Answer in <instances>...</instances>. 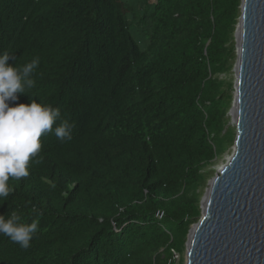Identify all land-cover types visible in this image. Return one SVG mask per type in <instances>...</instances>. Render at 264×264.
I'll return each instance as SVG.
<instances>
[{"label": "trees", "instance_id": "16d2710c", "mask_svg": "<svg viewBox=\"0 0 264 264\" xmlns=\"http://www.w3.org/2000/svg\"><path fill=\"white\" fill-rule=\"evenodd\" d=\"M241 0H0V53L39 58L18 95L59 108L70 140L10 178L0 215L38 219L28 249L0 235V264H174L229 125ZM14 58V59H13ZM31 96V97H30Z\"/></svg>", "mask_w": 264, "mask_h": 264}, {"label": "water", "instance_id": "95a60500", "mask_svg": "<svg viewBox=\"0 0 264 264\" xmlns=\"http://www.w3.org/2000/svg\"><path fill=\"white\" fill-rule=\"evenodd\" d=\"M234 41L233 152L200 201L184 264H264V0H241Z\"/></svg>", "mask_w": 264, "mask_h": 264}, {"label": "clouds", "instance_id": "9594fccd", "mask_svg": "<svg viewBox=\"0 0 264 264\" xmlns=\"http://www.w3.org/2000/svg\"><path fill=\"white\" fill-rule=\"evenodd\" d=\"M9 58L8 52L0 53V201H5L14 190L8 184L10 178L20 180L27 177L30 161L41 162L42 135L52 132L61 141L70 140L76 127L75 123L61 120L53 128L61 119L60 109L36 100L9 106L10 102L18 99V95H28L27 89L34 87L30 76L40 63L36 57L17 68L7 63ZM38 225V219H32L31 223L21 222L16 213L7 218L0 215V235L25 250L31 246Z\"/></svg>", "mask_w": 264, "mask_h": 264}, {"label": "rangeland", "instance_id": "374dc122", "mask_svg": "<svg viewBox=\"0 0 264 264\" xmlns=\"http://www.w3.org/2000/svg\"><path fill=\"white\" fill-rule=\"evenodd\" d=\"M235 54H236V47H235ZM235 64H236V60L234 62V66H235ZM220 78L223 79L224 81L231 80V82H232V90L230 92L232 94V101H233L234 83H235V76H234V73H233V69H232V72L230 74H223V75L220 76ZM229 125L235 130L234 137H236V126L233 123H231L230 120H229ZM233 147H234V143L231 145V147L217 161H215V163L212 166H210L208 168L207 172L212 171V173L210 172V176L207 179V183H206V185L203 188L202 198L204 197L206 191L209 188L210 181L217 175L218 171L226 164L227 160L231 157L232 152H233ZM200 217H199L198 221L200 220ZM198 221H197V223H198ZM186 243H187V241H186ZM185 254H186V246H185V250H184L182 255H178V254L176 255V257L174 258V261H175L174 264H184L185 263Z\"/></svg>", "mask_w": 264, "mask_h": 264}, {"label": "built area", "instance_id": "2783aa9c", "mask_svg": "<svg viewBox=\"0 0 264 264\" xmlns=\"http://www.w3.org/2000/svg\"><path fill=\"white\" fill-rule=\"evenodd\" d=\"M173 254H174V258H175L177 254L176 253H173Z\"/></svg>", "mask_w": 264, "mask_h": 264}]
</instances>
